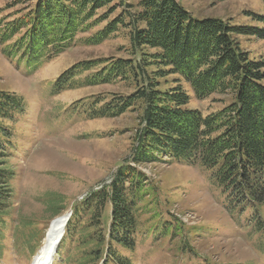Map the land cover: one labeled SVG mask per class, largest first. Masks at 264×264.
Instances as JSON below:
<instances>
[{"label":"trees","instance_id":"obj_1","mask_svg":"<svg viewBox=\"0 0 264 264\" xmlns=\"http://www.w3.org/2000/svg\"><path fill=\"white\" fill-rule=\"evenodd\" d=\"M30 1L6 16L0 8V45L10 60L25 64L26 74L102 23L106 25L84 44L97 46L120 30L127 32L129 59L79 62L58 77L51 94L117 81H129L132 93L92 95L70 105L65 119L76 114L88 120L114 119L129 110L139 112L129 155L110 183L74 203L57 253L61 264H133L124 252L136 250L140 208L153 190L141 166H197L222 192L231 213L248 209L264 229V61L251 59L237 38L264 40V15H255L262 27L250 28L221 18H194L177 0ZM19 2L15 6L23 4ZM190 92L200 101L228 95L231 102L204 115L190 107ZM27 109L24 98L0 92V260L8 222L13 221L15 171L10 164L16 145L7 125ZM48 200L64 204L56 195ZM62 210H54L55 217ZM170 216L169 235L177 238L183 226ZM17 248L31 250L28 243Z\"/></svg>","mask_w":264,"mask_h":264},{"label":"rangeland","instance_id":"obj_2","mask_svg":"<svg viewBox=\"0 0 264 264\" xmlns=\"http://www.w3.org/2000/svg\"><path fill=\"white\" fill-rule=\"evenodd\" d=\"M19 1L23 4L15 6ZM177 1L197 19L221 18L236 26L262 27L255 19V15H264L262 0ZM29 3L30 0H0V8L5 9L3 16H6ZM106 11V8L99 10L97 17ZM120 13L118 10L109 20ZM105 25L102 23L89 34L80 35L75 46L43 63L33 74H26L23 62L10 60L0 45V92L15 93L28 105L25 115L7 125L13 131L12 141L16 145L10 164L15 171L13 221L8 222L0 264H32L52 222L70 213L75 202L109 184L129 155L138 126V111L129 110L114 119L88 120L82 114L65 119L70 105L92 95L131 94L129 81L67 91L59 96L51 94L58 77L79 62L130 58L125 50L129 48L125 30L97 46L83 43ZM237 38L251 59L264 61V40ZM190 94V107L204 115L216 113L231 102L228 95L200 101ZM140 169L153 190L140 208L136 250L134 254L124 252L133 257V264H264V229L257 226L248 209L231 213L222 192L204 171L197 166L166 163ZM55 195L61 197L63 205L49 202ZM57 208L63 210L55 217L53 212ZM170 215L176 216L183 226L177 238L169 235L172 233L169 223L173 222ZM24 243L30 245V251L17 248ZM60 259L56 258L54 264H61Z\"/></svg>","mask_w":264,"mask_h":264},{"label":"water","instance_id":"obj_3","mask_svg":"<svg viewBox=\"0 0 264 264\" xmlns=\"http://www.w3.org/2000/svg\"><path fill=\"white\" fill-rule=\"evenodd\" d=\"M70 215H71V214L68 215V217L66 218V221H68ZM58 219H59V218L55 219V220L52 222V224H51V226H50V229H49V231H48V233H47V240H48V243H47L46 247H44L45 249L43 248V249L40 251V253L43 254V252H44L46 249L49 250V255H48V257H47V264H51V261H52V259H53V255H54V253H55V251H56V248H57V246H58V243H59L60 240L62 239V236H63V234H64V227H65V225H66V223H67V222H65V224H64V226H63V229H62V233H61V234H57V235H55V234L53 233V231H52V227H53V224H54L55 222L58 221ZM41 254H40V255H41ZM40 255H38V257L35 259V261L33 262V264H36V262L39 261ZM49 262H50V263H49ZM41 264H42V263H41Z\"/></svg>","mask_w":264,"mask_h":264},{"label":"bare ground","instance_id":"obj_4","mask_svg":"<svg viewBox=\"0 0 264 264\" xmlns=\"http://www.w3.org/2000/svg\"><path fill=\"white\" fill-rule=\"evenodd\" d=\"M67 215L59 217L58 221L53 224L52 231L55 235L61 234L63 226L66 222ZM48 240L46 239L43 244V248L46 247ZM45 249V248H44ZM41 254V253H40ZM49 255V250H45L43 254L40 255L39 261L36 264H47V257ZM50 263V262H49Z\"/></svg>","mask_w":264,"mask_h":264}]
</instances>
